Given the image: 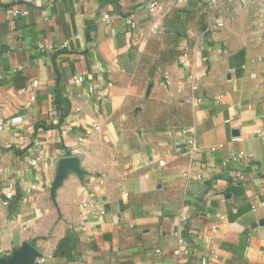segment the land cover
I'll return each mask as SVG.
<instances>
[{
    "label": "crops",
    "instance_id": "0c3cea01",
    "mask_svg": "<svg viewBox=\"0 0 264 264\" xmlns=\"http://www.w3.org/2000/svg\"><path fill=\"white\" fill-rule=\"evenodd\" d=\"M263 222L264 0H0V259L264 264Z\"/></svg>",
    "mask_w": 264,
    "mask_h": 264
},
{
    "label": "water",
    "instance_id": "95a60500",
    "mask_svg": "<svg viewBox=\"0 0 264 264\" xmlns=\"http://www.w3.org/2000/svg\"><path fill=\"white\" fill-rule=\"evenodd\" d=\"M71 173L77 175L83 173L80 168L79 160L75 157L62 158L58 164L55 181L52 184L51 194L53 199H55L57 189ZM38 256V251L29 243H25L19 249L15 250L13 255H10L5 259H0V264H38L36 261Z\"/></svg>",
    "mask_w": 264,
    "mask_h": 264
},
{
    "label": "built area",
    "instance_id": "2783aa9c",
    "mask_svg": "<svg viewBox=\"0 0 264 264\" xmlns=\"http://www.w3.org/2000/svg\"><path fill=\"white\" fill-rule=\"evenodd\" d=\"M203 3L207 4V5H216V4H220V3H240V4H246V3H249V2H252L254 0H201ZM159 7V3L158 2H151L149 5H148V10L150 13H153L157 8ZM8 13L10 15H13V16H18L20 14V11L19 10H14V9H10L8 10ZM105 19H109L108 16H105ZM129 25L130 26H135L136 25V22L133 20V18H129ZM81 82V79L80 78H76V83H79ZM161 165H164V162H160ZM10 197V196H9ZM177 254L180 253V251H176Z\"/></svg>",
    "mask_w": 264,
    "mask_h": 264
}]
</instances>
